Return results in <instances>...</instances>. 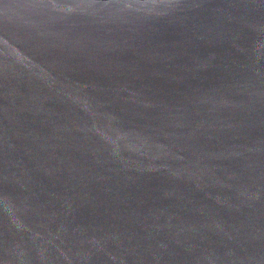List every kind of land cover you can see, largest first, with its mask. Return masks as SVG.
Returning a JSON list of instances; mask_svg holds the SVG:
<instances>
[{
	"label": "water",
	"instance_id": "1",
	"mask_svg": "<svg viewBox=\"0 0 264 264\" xmlns=\"http://www.w3.org/2000/svg\"><path fill=\"white\" fill-rule=\"evenodd\" d=\"M0 264H264V0H0Z\"/></svg>",
	"mask_w": 264,
	"mask_h": 264
}]
</instances>
